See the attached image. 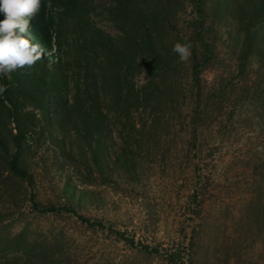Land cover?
I'll return each instance as SVG.
<instances>
[{"label": "trees", "instance_id": "obj_1", "mask_svg": "<svg viewBox=\"0 0 264 264\" xmlns=\"http://www.w3.org/2000/svg\"><path fill=\"white\" fill-rule=\"evenodd\" d=\"M100 11L121 34L98 26ZM24 35L45 54L0 78L8 85L0 95V264H65L61 236L32 239L27 224L14 232L26 201L39 213L69 212L93 229H111L77 211L71 176L64 206H41L33 162L43 146L84 185L106 183L116 171L134 183L146 162H168L167 141L176 132L191 134L197 159L204 152L201 131L218 126L227 137L237 126L249 129L255 135L246 160L249 207L263 228L264 0H42ZM177 41L191 42L187 61L173 51ZM87 196L100 200L85 190L79 200ZM187 203L190 215H199L198 190ZM113 232L136 244L127 230ZM193 245L164 259L192 263ZM149 251L160 255L158 248Z\"/></svg>", "mask_w": 264, "mask_h": 264}, {"label": "rangeland", "instance_id": "obj_2", "mask_svg": "<svg viewBox=\"0 0 264 264\" xmlns=\"http://www.w3.org/2000/svg\"><path fill=\"white\" fill-rule=\"evenodd\" d=\"M100 1L109 4L111 0ZM95 20L112 35L121 34L108 13L100 11ZM205 76L211 80L214 74L206 72ZM115 138L117 148L121 147L117 131ZM254 138L253 132L240 126L227 137L218 126L211 127L200 132L204 152L196 159L191 148L193 137L179 131L167 141L168 162L144 163V171L134 183L116 171L106 183L91 185H84L72 167H60L43 146L33 162L35 192L41 206H64L71 176L77 211L103 220L111 229H93L69 212L39 213L26 201L13 230L17 232L27 224L32 239L52 241L61 236L65 264H167V253L187 248L191 242L192 263L185 254L189 264H264V226L259 227L249 207L252 167L246 160ZM208 148H214L213 156L206 155ZM84 190L94 191L100 200L87 196L80 201ZM194 190L199 191L202 205L199 215L191 216L187 199ZM117 230H127L136 244L120 240L113 232ZM155 248L160 255L150 253Z\"/></svg>", "mask_w": 264, "mask_h": 264}, {"label": "clouds", "instance_id": "obj_3", "mask_svg": "<svg viewBox=\"0 0 264 264\" xmlns=\"http://www.w3.org/2000/svg\"><path fill=\"white\" fill-rule=\"evenodd\" d=\"M42 0H0V78L25 66H33L45 54V49L39 43H33L29 36L32 18L40 11ZM191 42L177 41L173 45L181 61H187L191 56ZM8 85L0 80V95H3Z\"/></svg>", "mask_w": 264, "mask_h": 264}]
</instances>
